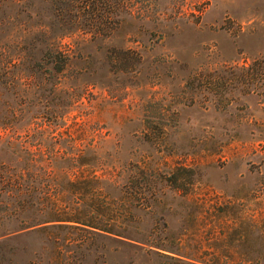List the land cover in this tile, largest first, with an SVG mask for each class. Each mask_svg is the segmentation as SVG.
I'll return each instance as SVG.
<instances>
[{"label":"rangeland","instance_id":"374dc122","mask_svg":"<svg viewBox=\"0 0 264 264\" xmlns=\"http://www.w3.org/2000/svg\"><path fill=\"white\" fill-rule=\"evenodd\" d=\"M0 13L5 24L62 35L69 55L60 117L42 113L37 92L25 97L29 113L0 128V160L10 161L13 132L34 150L70 131L124 163L127 183L134 163L155 171L156 231H186L183 250L264 251V0H0ZM39 241L9 239L0 264L33 259ZM106 257L116 264L121 253Z\"/></svg>","mask_w":264,"mask_h":264},{"label":"trees","instance_id":"16d2710c","mask_svg":"<svg viewBox=\"0 0 264 264\" xmlns=\"http://www.w3.org/2000/svg\"><path fill=\"white\" fill-rule=\"evenodd\" d=\"M19 15L20 11L14 13V17ZM66 17L70 20L71 13ZM6 21L0 18V36L4 37L0 41V99L4 94L18 96L19 103L0 104V117L6 120L0 128L14 130L13 122L29 113L24 108L25 97H34L36 92L44 102L42 113L54 122L60 117L59 96L64 90L60 75L69 59L62 35L53 37L51 29L14 27ZM63 93L76 98L71 90ZM18 134L9 136L10 161L0 160V248L22 234L38 236L39 253L35 250L34 258L21 264H107L109 252L121 253L116 264L264 262L262 250L238 253L197 244L190 251L183 250L186 231L175 239L167 231H156L153 208L158 190L153 169L132 164L128 184L125 164L99 152L97 143L81 135L63 132L44 141V149L41 141L36 142L33 150L32 142ZM141 175L144 182L139 188ZM192 193L189 188L180 195ZM140 211L146 216L143 220ZM210 212L216 217L219 208L213 205Z\"/></svg>","mask_w":264,"mask_h":264}]
</instances>
